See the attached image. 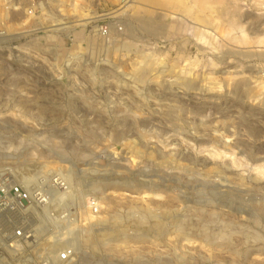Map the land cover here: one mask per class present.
<instances>
[{
	"label": "rangeland",
	"instance_id": "1",
	"mask_svg": "<svg viewBox=\"0 0 264 264\" xmlns=\"http://www.w3.org/2000/svg\"><path fill=\"white\" fill-rule=\"evenodd\" d=\"M44 5V52L0 50V171L97 199L90 264H264V0Z\"/></svg>",
	"mask_w": 264,
	"mask_h": 264
},
{
	"label": "built area",
	"instance_id": "2",
	"mask_svg": "<svg viewBox=\"0 0 264 264\" xmlns=\"http://www.w3.org/2000/svg\"><path fill=\"white\" fill-rule=\"evenodd\" d=\"M45 1L0 0V50L34 53L35 36L45 32L36 22ZM98 31L107 34L104 26ZM65 175L62 167L24 176L0 171V264H79L81 229H96L99 206L95 197H80Z\"/></svg>",
	"mask_w": 264,
	"mask_h": 264
},
{
	"label": "bare ground",
	"instance_id": "3",
	"mask_svg": "<svg viewBox=\"0 0 264 264\" xmlns=\"http://www.w3.org/2000/svg\"><path fill=\"white\" fill-rule=\"evenodd\" d=\"M134 1V0H133ZM50 17H53V15L51 14L50 15ZM146 21V20H145ZM67 22H61V23H58V24H54L53 26H58V25H63V24H66ZM150 23V22H149ZM148 22H146V23H143V26L144 27H146L147 29H149V30H153V26L151 25V24H149ZM71 26H62V27H59V28H56V29H52V30H50V31H53V32H58V31H63V30H67V29H69ZM48 37V39H51L52 40V38L54 37L53 35H48L47 36ZM54 39V38H53ZM38 45V43H35L34 44V46H37ZM53 145H54V147L53 148H51V149H48V151H49V153H52V154H54V155H56V157L58 158V157H62V156H64V154L59 150V145L57 144V143H52ZM27 146H29V145H27ZM27 146H26V148H27ZM26 151H27V149H26ZM25 151V152H26ZM24 152V153H25ZM28 152H29V150H28ZM35 153V152H34ZM26 154V153H25ZM29 155V154H28ZM30 155H31V153H30ZM29 155V156H30ZM29 156H27V157H29ZM33 155H31V157H32ZM42 156V155H41ZM22 158H24V156L22 157ZM39 158H40V156H39ZM38 158V159H39ZM32 160V159H31ZM34 160V159H33ZM38 161H40V160H38ZM42 161V160H41ZM61 161H64V159L63 158H61ZM31 162H33V161H31ZM37 163V162H36ZM39 163V162H38ZM40 164V163H39ZM39 164H37V165H39ZM38 168H40L39 170H37V171H39V172H46V169H44V164H40L39 166H37ZM36 167V168H37ZM37 168V169H38ZM1 169V168H0ZM8 169V168H7ZM1 170H3V169H1ZM15 170V169H14ZM14 170H12V169H10V171L12 172V173H21V171H14ZM23 176H24V173L22 172L21 173ZM29 174V173H28ZM26 175V174H25ZM33 176L34 175H28V176H24L25 178H27V180H33ZM208 183V182H207ZM216 183V182H215ZM210 184V183H209ZM212 185H213V182L211 183ZM222 184V183H221ZM221 184H218V185H216V184H214V185H216V186H214L217 190H219L220 192H224V190L226 191L227 190V192L229 191V190H232V192H233V190H234V187H232V186H222ZM211 185V186H212ZM201 186H206V185H204V184H202ZM210 186V185H209ZM210 186V187H211ZM212 186V187H213ZM207 187V186H206ZM199 188V187H198ZM236 188V187H235ZM196 192V191H195ZM218 192V191H217ZM226 192V193H227ZM235 192V191H234ZM83 193H84V191H83ZM149 212V211H148ZM151 214V213H150ZM153 217V216H152ZM140 219V218H139ZM182 222V221H181ZM117 224V223H116ZM117 226V225H116ZM158 226V225H157ZM173 226V225H172ZM112 227V226H111ZM203 228V227H202ZM200 230H201V228H199ZM198 229V230H199ZM163 230V229H162ZM176 230H177V232L179 231L180 232V228L177 226V228H176ZM112 231V230H111ZM111 231H109V232H111ZM184 231V230H183ZM88 233V234H87ZM91 233H93V230L92 229H89V230H84V229H81V232H80V236H79V246H78V250L80 249V246H81V243H83V241H84V238H85V236H86V234H87V236L89 235V234H91ZM112 233V232H111ZM115 233V232H114ZM184 234V233H183ZM126 235V234H125ZM86 236V237H87ZM102 236H105L104 234L102 235ZM182 236V235H181ZM181 238V237H180ZM88 239H90V236H89V238ZM184 239H186L187 240V242H189L190 244L191 243H193V242H191V240H190V238L188 237H186V238H184ZM104 240H110L111 241V238L110 239H103V241ZM115 240V239H114ZM213 240V239H212ZM226 240V239H225ZM118 241V240H117ZM182 241V240H181ZM188 243V244H189ZM105 244H107V243H105ZM230 245V244H229ZM11 264V263H10ZM15 264H19V263H15ZM79 264H90L89 262H86V261H83V259H80L79 260Z\"/></svg>",
	"mask_w": 264,
	"mask_h": 264
}]
</instances>
